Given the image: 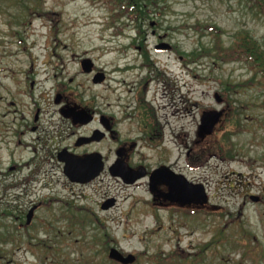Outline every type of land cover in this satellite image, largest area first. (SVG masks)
<instances>
[{"label":"rangeland","instance_id":"1","mask_svg":"<svg viewBox=\"0 0 264 264\" xmlns=\"http://www.w3.org/2000/svg\"><path fill=\"white\" fill-rule=\"evenodd\" d=\"M161 5L162 13L148 18L143 40L133 21L123 17L113 23L103 0H0V231L12 233L7 240L0 239V264H121L109 258L110 246L136 255L130 264H158L149 257H193L208 243L205 261L197 264H264V83L258 77L253 85L235 86L253 77L244 61L221 62L206 55L196 62L188 60L203 45L213 44L214 35L205 28L210 24L221 28L226 46L239 31L249 30L264 47V16L248 0H166ZM199 24L200 30L195 28ZM164 37L174 50L159 53L154 46ZM129 43L143 44L162 75L152 83V91L158 88L156 109L169 120L164 146L171 160L205 185L211 210L190 217L182 210H156L145 180L126 186L104 173L82 186L70 183L61 169L31 177L24 197H18L22 189L14 184L20 180L3 174L10 172L15 160L30 158L33 150L9 143L11 101L22 110L32 106L33 97L43 107L56 106L54 82L59 79L74 98L79 93L96 105L112 101L118 112L120 72L111 73L115 78L106 91V85H95L82 71L80 60L90 57L101 70L113 72L124 62L122 48ZM130 52L144 63V54ZM33 66L39 73L31 92L22 73ZM217 93L225 102L218 101ZM226 106L229 114L216 127L218 133L201 138L203 113ZM235 115L242 127L232 135L234 156H227L220 140L236 126ZM115 146L112 142L113 151ZM189 147L201 160L199 165L188 166ZM135 153L151 155L152 150L140 146ZM253 195L261 199L255 201ZM107 197H115L116 206L103 209ZM35 204L38 210L27 224L28 209ZM101 227L110 235L108 245L92 243L94 236L108 238ZM223 228L230 239H240V246L234 249L230 241L226 246L221 242ZM215 250L223 254L218 256Z\"/></svg>","mask_w":264,"mask_h":264},{"label":"flooded vegetation","instance_id":"2","mask_svg":"<svg viewBox=\"0 0 264 264\" xmlns=\"http://www.w3.org/2000/svg\"><path fill=\"white\" fill-rule=\"evenodd\" d=\"M166 38L164 37L155 44L157 52L165 53L174 50L172 44L164 43L167 41ZM158 45H160V49H157ZM130 49L138 50L141 54L144 52L141 44L129 43L122 48L125 57L122 58L124 62L120 68L114 69L113 72H106L94 65L90 71L82 70L93 80L94 75L104 72V79L101 82L92 81L95 85H106V91L112 87V80L114 81L115 78L111 73L120 72V79H117L120 89L117 100L118 112L113 111L112 101H108L104 105L85 102L77 90L72 91L74 94L78 93L74 98L68 92L69 86L60 82L59 79L54 82L56 83V92H54L56 93L54 98L56 106L43 107L40 105L39 99L33 97L32 106L27 110H22V108H17L16 101H11L14 110L7 113V116L10 115L12 118L6 126L9 132L7 136L10 139L9 143L16 142L18 147L26 146L33 150L30 158L18 160L17 163L15 160L9 167L10 172L3 174L20 180L14 184L22 189L21 195L18 197H24L31 177L45 176L52 170L56 172L57 169H61L63 175H67L65 173L66 164H68L66 159L74 155L87 156L88 161L81 164L82 168L90 166L92 169L99 170V173L94 178H90L87 174L78 175L79 178L74 180L66 176L70 183L86 186L99 179L104 173H110L112 177L121 180L126 186H133L145 180L152 196V205L156 210L187 211L192 206L201 208V210L207 209L209 202L204 205L184 204L167 196L170 184L165 175L168 172L183 175L184 177H177L183 184H189L187 181L194 184L203 183L192 179L179 161L171 160L167 148L164 146L165 128L167 129L169 120L167 116L161 115L156 109L158 88L156 87L152 91V83L158 81L161 74L155 70L151 59L143 57L144 63L139 64L137 53H131ZM48 65H52V63L49 62ZM44 69L46 68H42V70ZM164 72L166 73L167 70L165 69ZM38 73V69L34 66L22 73L24 81L30 82L31 92L36 88ZM58 75V72L54 74V76ZM169 84H165V93H167V88H170ZM175 90V87L171 88L172 92ZM24 92L25 90L21 93L24 94ZM108 95L110 92L106 94V96ZM220 99V102H225L222 95ZM20 110L22 111L20 112ZM80 111L86 113H79ZM220 111H223V114L220 115L221 118L216 127L225 121L229 114V108L226 106ZM234 118L239 119L236 115ZM156 129L160 131L157 132ZM217 131L218 128H215V133H218ZM112 142L117 144L114 151L111 148ZM140 146L149 147L152 154H136L135 150ZM186 155L188 166L199 165L198 163L201 162L191 147L188 148ZM158 170L162 172L152 178L154 172ZM105 201H108V205L111 207L117 204L115 197H107ZM37 207L38 205L35 204L29 208L26 217L28 218L32 209H34L35 215ZM27 218V222L30 223Z\"/></svg>","mask_w":264,"mask_h":264},{"label":"trees","instance_id":"3","mask_svg":"<svg viewBox=\"0 0 264 264\" xmlns=\"http://www.w3.org/2000/svg\"><path fill=\"white\" fill-rule=\"evenodd\" d=\"M106 6L111 10V18H113V23L116 20L121 18L128 19L129 21H133L134 24L137 26L138 33L144 40V36H146V22L149 17H151V13L159 12L160 14L162 11V3L166 0H103ZM252 3L253 8L258 11L260 15L264 16V0H248ZM152 21L150 22V24ZM195 28L201 29L202 26L195 25ZM208 28V32L214 35V42L212 45L206 47L203 45L202 51H194L192 54L189 55L188 60L190 62H196L200 59V57L211 56L214 57L216 60L221 62H229V61H244L248 64V66L254 71L253 77L242 82L237 83L236 87L242 86H250L253 85L258 77L261 83H264V47L261 41L249 30H241L239 31L232 43L228 46L224 44V41L221 40L222 30L216 24H210L206 26ZM202 33H205L203 31ZM143 43V41H142ZM145 53V58H149V55ZM236 126L229 128L227 131L223 133L221 142V147L223 152L227 156H234V143L231 138L232 133H236L241 130L242 124L240 119H236L235 121ZM223 144V146H222ZM207 211V210H205ZM209 212V211H208ZM5 213L11 214V210H7ZM197 213H201V210L198 209H190L187 211V216H194L198 215ZM73 224H76L73 221ZM104 232L105 236H108L107 239L99 236H94V240L92 241L93 244L95 243H102L103 245H108L110 240V235L106 233V227H101ZM11 233H2L0 231V239L7 240ZM101 236V235H100ZM220 240L226 246V241H230L231 246L235 249L240 246L241 242L240 239H230L225 234V228L220 230ZM103 238V239H102ZM243 238V237H242ZM215 242V241H214ZM211 243H208L201 253L195 254V256H182L178 254H171L167 257H162L161 259L149 257L150 262H158V264H197L200 261H205V251L209 248ZM218 256H221L219 251L215 250ZM264 254V250H263ZM157 259V260H156ZM149 261V260H148ZM144 261L142 264H145Z\"/></svg>","mask_w":264,"mask_h":264},{"label":"water","instance_id":"4","mask_svg":"<svg viewBox=\"0 0 264 264\" xmlns=\"http://www.w3.org/2000/svg\"><path fill=\"white\" fill-rule=\"evenodd\" d=\"M154 24V23H153ZM158 49L160 46H156ZM83 61V67L85 71H88L92 68L93 62L90 58H86ZM104 79V73H99L95 76L93 81H102ZM217 97L220 99L219 94H217ZM221 100V99H220ZM78 113V112H77ZM79 113H86L80 111ZM223 114V111H207L202 116V124L200 126V133L202 136H205L206 134H210L214 131L216 124L220 121V118ZM68 164H66V173L69 175L72 179H78V175H89L90 178H94L97 176V173H99V170H96L95 168L92 169L90 166L87 168H82L81 164L86 163L88 161L87 156L81 157V156H74L68 157L67 159ZM162 171L158 170L154 172L152 175V178L160 173ZM184 177L183 175L176 174L174 172H168L166 173L165 177L167 178L169 184H170V191L168 192L167 196H170V198L176 199L180 201L181 203H197V204H205L208 201V196L204 190V186L202 184H194L191 182L187 183L189 184H183L182 181H179L177 177ZM187 187V188H186ZM254 200L258 201L260 199L259 196L253 195L252 197ZM104 207L107 206L103 205ZM33 213L34 209H32L28 214V220L29 222L31 219H33ZM109 255L111 258L116 259L120 261L121 263H131L134 262L136 259L135 255L128 254L124 255L118 248L112 247L110 248Z\"/></svg>","mask_w":264,"mask_h":264}]
</instances>
